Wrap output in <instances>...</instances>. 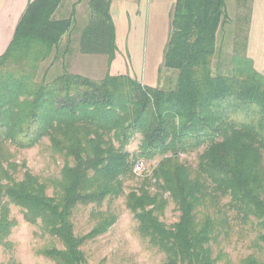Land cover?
<instances>
[{
  "label": "trees",
  "instance_id": "obj_1",
  "mask_svg": "<svg viewBox=\"0 0 264 264\" xmlns=\"http://www.w3.org/2000/svg\"><path fill=\"white\" fill-rule=\"evenodd\" d=\"M64 1L30 0L0 55V246L12 248L16 208L53 241L40 255L53 264H87L81 248L117 219L103 204L123 197L137 235L163 255L161 264H230L222 251L213 256L212 245L247 229L257 231L253 245L262 250L264 76L245 54L246 38L226 57L217 46L227 0H175L161 64L175 72L173 87L128 74L96 80L70 73L59 48L72 31L74 8L55 18ZM238 1L246 36L252 0ZM109 8V0H87L78 39L80 54L106 56L108 65L117 50ZM59 59L61 72L49 80ZM136 136L137 152L130 153ZM44 139L62 166L58 177L43 181L17 164L12 150ZM191 153L194 166L180 160ZM156 158L150 175L125 194L137 165ZM168 199L179 213L171 225L161 220ZM80 208H89L93 222L85 234L74 232ZM262 260L252 253L240 264Z\"/></svg>",
  "mask_w": 264,
  "mask_h": 264
},
{
  "label": "rangeland",
  "instance_id": "obj_2",
  "mask_svg": "<svg viewBox=\"0 0 264 264\" xmlns=\"http://www.w3.org/2000/svg\"><path fill=\"white\" fill-rule=\"evenodd\" d=\"M86 1L65 0L55 14L56 19L60 17L67 18L73 8L75 11L72 31L61 38L59 48V54H63V61L70 73L96 80L101 79L106 73L110 75L128 74L148 86H174L175 72L161 68L163 52L168 38H117V40L115 38L117 50L114 60L109 65L106 56L80 54L78 51V39L80 31L86 23ZM169 1L156 0L154 5L150 6L148 32L154 30L155 24L158 32L163 31ZM174 4L169 10V19ZM152 10L154 12L153 16ZM244 13L245 10L242 8L241 2L238 0H227L226 14L228 21L217 38V46L222 49L225 57L232 54L235 44H237L238 50H241L244 44L246 38L245 23L242 18ZM66 45H68V49L64 54ZM48 63H44L41 68L46 67ZM61 65L62 60L59 59L48 74L49 80L61 72ZM136 65H140L138 66L139 68H136ZM160 68L161 72L159 74L158 70ZM139 142V137H134L127 146V150L130 153L137 152ZM12 153L17 164L24 162L26 168L43 181L59 175L62 160L59 157L52 156L45 139L34 148L18 151L13 149ZM180 160L194 166L197 162L196 153L182 154ZM157 162L158 158L150 162L142 161L139 164L140 171L136 170L137 175L132 180L126 181L125 194L131 189L138 188L142 178L150 175ZM101 210H109L117 216V219L106 234L87 242L81 248L87 264L162 263L163 255L150 248L137 235L136 221L132 214L126 210L123 197L112 202H105ZM178 215L179 213L176 211L175 206L168 199V205L161 220L165 224L171 225L177 221ZM10 216L17 222V225L12 229L8 238L12 245L11 250L7 251L0 246V264H53L39 254L40 250L51 245L53 241L47 235H43L37 227L25 223L16 208H11ZM73 224L76 234L87 233L93 225V222L89 219V208H80L75 211ZM242 235H235L228 241L212 245L213 256L222 251L227 256V259L230 260V264H240L241 260L252 253L264 259V245L262 250H258L253 245L257 231L247 229L243 237ZM54 243L55 246L60 247L58 243ZM218 264H222V262Z\"/></svg>",
  "mask_w": 264,
  "mask_h": 264
},
{
  "label": "crops",
  "instance_id": "obj_3",
  "mask_svg": "<svg viewBox=\"0 0 264 264\" xmlns=\"http://www.w3.org/2000/svg\"><path fill=\"white\" fill-rule=\"evenodd\" d=\"M30 0H0V55L9 45L18 21ZM156 0H109V13L115 28V38H168L169 10L175 0L169 1L163 31L148 32L149 9ZM151 13V12H150ZM152 10V16H153ZM156 22V21H155ZM117 43V42H116ZM117 45V44H116ZM245 54L254 69L264 76V0L251 1V15L246 32ZM136 65V68H139Z\"/></svg>",
  "mask_w": 264,
  "mask_h": 264
},
{
  "label": "built area",
  "instance_id": "obj_4",
  "mask_svg": "<svg viewBox=\"0 0 264 264\" xmlns=\"http://www.w3.org/2000/svg\"><path fill=\"white\" fill-rule=\"evenodd\" d=\"M136 170H139L140 171V166L139 165H137Z\"/></svg>",
  "mask_w": 264,
  "mask_h": 264
},
{
  "label": "bare ground",
  "instance_id": "obj_5",
  "mask_svg": "<svg viewBox=\"0 0 264 264\" xmlns=\"http://www.w3.org/2000/svg\"><path fill=\"white\" fill-rule=\"evenodd\" d=\"M153 48V47H152ZM153 50V49H152Z\"/></svg>",
  "mask_w": 264,
  "mask_h": 264
}]
</instances>
